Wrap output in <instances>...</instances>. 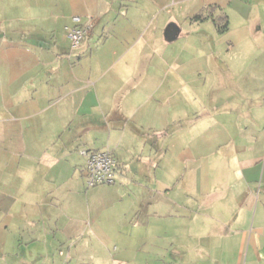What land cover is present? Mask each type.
Here are the masks:
<instances>
[{"label":"crops","instance_id":"1","mask_svg":"<svg viewBox=\"0 0 264 264\" xmlns=\"http://www.w3.org/2000/svg\"><path fill=\"white\" fill-rule=\"evenodd\" d=\"M168 1L0 0V264H112L94 241L152 237L158 214L181 219L170 248L264 264V0H198L181 21ZM74 15L92 25L71 48ZM170 23L219 56L216 87H142ZM81 149L111 151L115 181L87 187ZM174 155H206L209 186L174 193L157 174Z\"/></svg>","mask_w":264,"mask_h":264},{"label":"rangeland","instance_id":"2","mask_svg":"<svg viewBox=\"0 0 264 264\" xmlns=\"http://www.w3.org/2000/svg\"><path fill=\"white\" fill-rule=\"evenodd\" d=\"M196 2H198V0H169L167 6L172 10L174 16L181 21L186 19V10H188L189 13L193 6L192 4ZM206 10L208 9L198 10L192 13L190 18L192 19L193 16L199 13L206 14ZM168 43L170 45L168 54H170L171 59H169L166 64L163 63V67L156 70L152 69L150 72L154 73L156 80H151L150 84H143L142 87L195 88L216 87L218 85V81H214V78H216L214 68L215 65H217L219 56L217 58L213 55L211 49H206L203 45H199L192 39L187 40L180 37L174 38L168 41ZM205 46L208 48V45ZM218 49H221V46H218ZM161 81L162 85H159ZM187 93H190V91ZM192 98L193 95H191L190 99ZM190 110L192 111V109ZM193 114H195V112ZM223 148L224 146H222L220 150ZM215 150L213 155H218V146H216ZM214 157L215 156L212 158L215 159ZM173 158L172 167L175 168L177 164V168L175 169L178 170V172L176 173L173 170L170 174L166 169L161 173L158 171L157 174L159 179L175 182L174 193L180 192V189H186L189 183L202 182L205 186H209L207 177L203 174L205 162L207 163L208 161L206 155L205 157H196L195 160L188 159L185 162L177 161L175 155ZM167 160L170 159L167 158ZM163 165H166V163L164 162ZM216 166V169L213 168L214 170L212 171L217 175L215 177L218 179V166ZM223 171L226 172L225 170ZM215 182V185L218 184V180ZM205 188L207 189L209 187ZM189 190L191 189L189 188ZM155 222L157 227L156 236L149 237L144 235L141 239L137 238V240L132 241V237L129 236L116 238L114 235L109 234L103 236L109 242L106 246L101 247L96 241H94L93 246L94 244L95 246H99V251L102 252L101 255L105 254L112 264H246L251 259L252 253L248 252L246 247H244L242 252L233 250L226 252L204 251L203 253H199L198 251L181 252L175 248H170L167 242L171 239L170 233L172 229H174V227L180 228V217L173 216L171 219L158 214ZM206 222L209 223V220H206ZM207 227H209V225H206V229ZM254 255V257L257 258V254ZM98 260V257H93L90 260L88 258L84 260L79 259V264H97Z\"/></svg>","mask_w":264,"mask_h":264},{"label":"built area","instance_id":"3","mask_svg":"<svg viewBox=\"0 0 264 264\" xmlns=\"http://www.w3.org/2000/svg\"><path fill=\"white\" fill-rule=\"evenodd\" d=\"M75 25L66 30V36L71 48H76L87 35L91 25L92 17L88 16L81 22L80 16L74 15ZM80 153L85 156L83 164L84 181L87 187L97 184H110L115 181L116 158L108 149H81Z\"/></svg>","mask_w":264,"mask_h":264},{"label":"water","instance_id":"4","mask_svg":"<svg viewBox=\"0 0 264 264\" xmlns=\"http://www.w3.org/2000/svg\"><path fill=\"white\" fill-rule=\"evenodd\" d=\"M177 33V27L175 24L170 23L167 25L166 30H165V35L167 39H172L174 38L175 34Z\"/></svg>","mask_w":264,"mask_h":264},{"label":"trees","instance_id":"5","mask_svg":"<svg viewBox=\"0 0 264 264\" xmlns=\"http://www.w3.org/2000/svg\"><path fill=\"white\" fill-rule=\"evenodd\" d=\"M211 14H212L211 10H209V8H208V10H206V14L205 13H199V14L193 16L192 20H203L204 18L208 17ZM225 19H226V16H225ZM225 27L226 26H224V27L219 26L218 30H224Z\"/></svg>","mask_w":264,"mask_h":264}]
</instances>
